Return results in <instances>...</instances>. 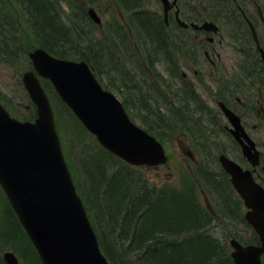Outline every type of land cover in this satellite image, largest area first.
I'll use <instances>...</instances> for the list:
<instances>
[{
	"label": "trees",
	"instance_id": "16d2710c",
	"mask_svg": "<svg viewBox=\"0 0 264 264\" xmlns=\"http://www.w3.org/2000/svg\"><path fill=\"white\" fill-rule=\"evenodd\" d=\"M15 1L21 11L0 0V61L11 65L27 63L28 51L42 46L62 57L81 58L85 53L98 74L110 73L100 67L106 62L118 76L125 75L122 67L125 51L116 57L110 47L116 46L114 41L107 42L108 45L99 42L90 28L80 26L76 31L66 21L63 1L73 6L74 0ZM134 3L132 7L136 8ZM148 14L140 10L136 18L150 43L166 50L169 42L165 26ZM88 22H91L89 18ZM108 83L113 86L114 82ZM117 88L123 89L122 101L127 105L125 82L123 88ZM0 98L7 100L4 95ZM52 98L58 126L68 141L65 148L70 168L112 264H234L225 244L209 230L211 216L192 192L151 185L141 171L101 147L71 110L59 100L66 112L62 111L57 99ZM10 246L23 264H42L15 212L4 199L0 264H6L2 252Z\"/></svg>",
	"mask_w": 264,
	"mask_h": 264
},
{
	"label": "water",
	"instance_id": "95a60500",
	"mask_svg": "<svg viewBox=\"0 0 264 264\" xmlns=\"http://www.w3.org/2000/svg\"><path fill=\"white\" fill-rule=\"evenodd\" d=\"M90 13L100 21L93 10ZM38 72L51 79L62 99L110 150L134 163L155 164L167 157L155 137L133 124L121 104L104 90L85 61L57 59L43 49L30 53ZM37 103L36 122H20L0 104V183L44 264H109L101 253L66 165L50 102L33 72L24 75ZM221 160L255 212L263 205L258 188L240 186L241 168ZM262 211V210H261ZM253 218L261 246L236 247V264H261L264 216ZM8 264H19L12 252Z\"/></svg>",
	"mask_w": 264,
	"mask_h": 264
},
{
	"label": "rangeland",
	"instance_id": "374dc122",
	"mask_svg": "<svg viewBox=\"0 0 264 264\" xmlns=\"http://www.w3.org/2000/svg\"><path fill=\"white\" fill-rule=\"evenodd\" d=\"M6 2L8 4H11L12 6H16L17 9L21 11L20 7L18 6L15 0H6ZM138 2L139 5H141V8L144 9V12L150 13L151 11L153 14L157 12L161 18H164L162 13V1L138 0ZM185 2H188V10L183 11L185 13L184 16L195 19L204 18L205 15L208 14V12H206L205 7L207 6V0H184V3L182 0V5H185ZM245 3L246 5L248 4L247 1H245ZM258 5L261 6L260 9L261 12H263L264 0H258ZM63 7L65 8L64 16L66 21L69 24H72V26L76 28V31L79 29L80 26H84L86 28L92 27L91 29L96 40H103V38L110 34L111 29H115L121 34L124 33L123 35L125 36V38H127L128 35L131 33L132 21H126V10L123 9L119 0H93V3H91L90 0H79L73 6L67 7L66 4H64ZM90 7L96 9L99 16L103 20L102 25L98 24L96 26H93V22H91L92 24L88 22L87 11ZM248 9L256 16V22L259 25V32L261 34H264V22L260 18L261 16L259 10H256L253 6H250L249 4ZM218 19L221 22L222 26H224L226 23V18L220 15ZM21 20L25 22V19L23 17L21 18ZM23 25L25 26V24ZM134 25H137V28L139 29L140 33L143 34V30L138 25L137 20H134ZM171 25L172 26L170 32L172 33L174 39L177 40V42H189L193 38H195V46L191 49L190 53L198 54L199 59L203 61V51L208 47V45H204L205 38L203 40L199 39L197 36H199L200 34L196 35V32H194L192 29H188L185 32H180L174 27L173 22H171ZM224 33V59H227V56H231V54L233 59L236 56V50L239 52V49L234 47V42L227 36L226 30H224ZM124 46L126 52L132 51V45H129L126 39L124 42ZM239 47L248 50L246 45H241ZM141 50L144 53L143 47L141 45L134 44L133 51L134 53H136L139 59L142 70H139L136 66H134V56L133 60H130V58L128 57H125V73H127V75H125V80L118 78L117 75H113L116 78L111 77L110 74L107 73H103L101 76H99V78L101 80H106L107 82L115 81L113 83V86L119 88H121L120 86H123V83L125 81V97L127 96V94L131 95V97L129 98L133 102L135 107H137L139 112V115L136 117V122L141 124V119L143 118L154 119V125L157 124L155 127L157 132H159L163 139L166 140L165 146L167 148V151L171 154L170 161L165 165L144 166L143 171L149 180L158 185L168 183L176 186H181L182 183L187 181L185 178H187L188 172L191 181H196V175L198 174L199 178H204L206 173H208L207 171L209 169L213 171L211 168L217 167L216 161L218 156V148L220 147V142L221 138H223V134L215 133L207 135L204 131L197 128V125L192 119H185L183 112L171 108L167 111V113L166 111H164V107H161L160 109L157 103H151V100L143 101L142 99L134 96L136 94L140 95L141 90H145L147 86L143 87L142 89H138L137 87L132 88L131 84L139 83L148 84L150 86V81H144L145 79L143 80L144 75L145 77H151L153 74L156 77V81L154 82V91L157 90V77L158 75L160 76L159 70L161 71V75L164 78V81H162L164 82V88L161 87L162 89H166V86L169 84L173 85L172 89L174 90H176L178 87V82L175 80V78H173L171 74L166 73L160 66H158L157 60L151 62L144 55H140L139 52ZM182 55V53H175V56L177 58H180V60L183 59ZM23 62L24 61H20L19 63ZM190 64H192L190 60H187L185 63H182L180 61L179 72H189L188 66ZM201 64L202 63H200L199 66ZM103 65H105V63H103ZM23 73L24 70L20 69L17 65H9L8 63L0 62V90L8 95V98L11 99V103L16 108V110L24 115L27 113L26 107L29 106V101L26 97V94L23 92V89L21 88L20 84L18 83V78H21ZM150 89L152 90L151 86ZM113 91L118 96H121L120 92H123L121 90L118 91L116 89ZM169 96L172 97V95ZM169 96L167 98H169ZM30 113L27 116H29ZM161 116L164 117L163 120L168 119L169 122L174 123L170 130L163 124V121L160 119ZM157 121H159V123H157ZM262 140H264V138H262ZM88 141H92V138L90 136ZM207 142H209V144H206ZM201 151L205 152L206 157L208 155L209 159L203 157L201 155ZM196 152L197 155L195 154ZM218 175H221L220 171L218 172ZM197 184L199 183L197 182ZM213 193L215 194V196L217 195L216 192L213 191ZM199 196L204 207L208 210H211V201H209L207 197V192L203 191L202 187L201 191L199 190ZM3 205L4 194L2 189L0 188V216ZM213 217L214 222L211 226L212 232H214V234L219 236L220 238L223 237V239H225L224 237H226L230 239L232 231L243 230V228H246L243 224L240 223H236L237 225L230 224L229 221L222 219L215 213L213 214ZM229 250H232L230 246Z\"/></svg>",
	"mask_w": 264,
	"mask_h": 264
},
{
	"label": "flooded vegetation",
	"instance_id": "af4514ba",
	"mask_svg": "<svg viewBox=\"0 0 264 264\" xmlns=\"http://www.w3.org/2000/svg\"><path fill=\"white\" fill-rule=\"evenodd\" d=\"M247 2L254 6L256 10H259L255 1L250 0ZM174 13L175 9H173V15ZM245 14L251 17L249 10L244 7L243 3L235 1L230 4L227 17L229 20L236 17L241 19L245 18ZM199 33L207 32L199 31ZM213 49L216 51L215 48ZM206 55L209 56L210 52L206 51ZM214 55L221 58L218 52H215ZM210 60L216 67L209 69L208 73L202 72L198 79L188 81L190 90L194 95H197L195 91L197 90L196 86H198L203 93L202 97L206 101L210 103L217 102L216 106L213 107L215 109L211 110V117L208 116L206 119L208 123L206 128L213 130L211 127H218L224 135V139L221 142L222 148L228 152L238 153L240 151L235 157L237 162L243 167L250 169L257 180L264 185V147L259 142L263 136V133L260 132H264V79L257 78V70L253 65H251V69H247L248 64L239 62L217 63L213 58H210ZM195 73H197V69H195ZM220 101L224 102L227 107L240 117L244 129L250 138L256 142L261 156L259 165H252L248 161L240 150V145L232 137L230 133L231 125L224 116L219 105ZM217 117L219 119L215 122L213 118Z\"/></svg>",
	"mask_w": 264,
	"mask_h": 264
},
{
	"label": "bare ground",
	"instance_id": "6f19581e",
	"mask_svg": "<svg viewBox=\"0 0 264 264\" xmlns=\"http://www.w3.org/2000/svg\"><path fill=\"white\" fill-rule=\"evenodd\" d=\"M153 25V24H152ZM155 28V27H154ZM57 30V29H56ZM65 32V31H64ZM59 34V33H58ZM63 34V33H62ZM154 36V35H153ZM165 36V35H164ZM153 38H155V37H153ZM68 39V38H67ZM153 40V39H152ZM164 41H166V40H164ZM161 44V43H160ZM69 45V44H68ZM61 47H62V45H61ZM65 51V50H64ZM126 195V194H125ZM164 195V194H163ZM163 200V199H162ZM126 203V202H125ZM131 204V203H130ZM183 205V204H182ZM133 209V208H132ZM161 210V209H160ZM193 210V209H192ZM195 214V213H194ZM199 219V218H198ZM168 223V222H167ZM151 225V224H150ZM154 225V224H153ZM170 227V226H169ZM161 229V228H160ZM170 229V228H169ZM222 229V228H221ZM174 230V229H173ZM172 230V231H173ZM169 232V231H168ZM176 232H177V230H176ZM210 234V233H209ZM177 236V235H176ZM183 238V237H182ZM223 238V237H222ZM193 243V242H192ZM219 243V242H218ZM189 246V245H188ZM187 247V246H186ZM191 247V246H190ZM201 249V248H200ZM196 250V249H195ZM157 254V253H156ZM125 255V254H124ZM123 255V256H124ZM215 256V255H214ZM168 257V256H167ZM127 260V259H126ZM176 262V261H175Z\"/></svg>",
	"mask_w": 264,
	"mask_h": 264
}]
</instances>
